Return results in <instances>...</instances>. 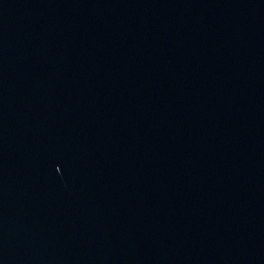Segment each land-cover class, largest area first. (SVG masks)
<instances>
[{"label": "water", "instance_id": "obj_1", "mask_svg": "<svg viewBox=\"0 0 264 264\" xmlns=\"http://www.w3.org/2000/svg\"><path fill=\"white\" fill-rule=\"evenodd\" d=\"M0 264H264V0H0Z\"/></svg>", "mask_w": 264, "mask_h": 264}]
</instances>
